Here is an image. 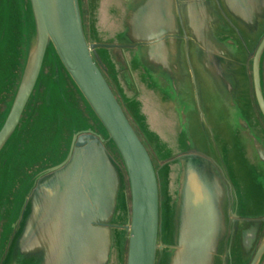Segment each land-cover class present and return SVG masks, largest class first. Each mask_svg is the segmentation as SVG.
I'll return each mask as SVG.
<instances>
[{
    "label": "water",
    "instance_id": "95a60500",
    "mask_svg": "<svg viewBox=\"0 0 264 264\" xmlns=\"http://www.w3.org/2000/svg\"><path fill=\"white\" fill-rule=\"evenodd\" d=\"M0 53L3 177L37 116L71 123L0 264H264V0H0Z\"/></svg>",
    "mask_w": 264,
    "mask_h": 264
},
{
    "label": "rangeland",
    "instance_id": "374dc122",
    "mask_svg": "<svg viewBox=\"0 0 264 264\" xmlns=\"http://www.w3.org/2000/svg\"><path fill=\"white\" fill-rule=\"evenodd\" d=\"M18 9H19V4L16 3L13 7V10H12L14 13L13 16H15L16 14L19 13L17 11ZM17 16H20V15H16V17ZM17 45L18 44H16L14 37L9 39L8 44H7V49H10L9 51H12L14 56H17V54H18L19 49H17ZM0 55H1V53H0ZM10 55H12V54L6 53V55L3 58L2 57L0 58V66H1V68H0V86H2L3 84L5 86V80L9 76V75H4V71L6 74V72H7L6 69H8V68H6V66L7 67L9 66V70H10L11 66H13V69H16L15 64H13V62H14L13 57ZM48 73L51 74V68L48 70ZM82 101L83 100L81 99L80 101L77 102L78 107L85 111V106H84ZM11 103H12V100H9L7 105H3V106L1 105L0 106V121H1L4 113L7 112ZM58 107L60 110L61 104H59ZM135 108H136L135 106L130 105V109H131L132 113H134L136 111ZM63 116H64V118L66 117L65 115H63ZM46 120H47V122H46ZM35 122L36 123L34 125L30 126V129H28L25 132V133H27V137L29 139L28 142L23 144V146L20 149L19 148H13L6 155L10 159L9 165L4 171V177L2 176V174H3L2 172H1L2 174H0V180H1V177L3 178L2 182H0V206H1V210H0V257H1L2 249H3L1 247V240H2V236H3L2 235L3 234L2 233V230H3L2 226H4L5 223L8 221L9 210L14 209V206L12 207V205H11L13 200L12 201L10 200V195L12 193V190L15 189L13 186V182L17 181V179L19 177L18 174L21 171L26 172L27 170L28 171L32 170V169H29L28 167L25 166L23 160L34 159L36 157H38V158L44 157L43 151L49 150V151H52V153H50V155L52 156V157H50V159L52 161H55V160L57 161L60 158V156L62 155V153H59V151L58 152H55V151L60 147L59 146L57 148V146L59 145V142H61V143L63 142V137H62L63 131L65 129H69L70 125H71L70 121L67 119L63 120L62 126H61L60 122L58 124H55V119H54L52 114L51 115H48V114L39 115V116H37V120ZM39 130H41V131H39ZM34 131H39V133L34 132ZM148 136L150 139V143H152V145L154 147L153 149L156 152H158L159 154L164 155L165 154V147L162 143L159 144V141L157 139L158 137L156 136L157 137L156 138L150 134ZM150 149H151L152 154L155 155L156 152L153 151V149L151 147H150ZM162 174H163V180L165 181L167 175L164 172ZM9 218H10V216H9ZM123 251H122V254H123ZM123 256H124V254H123ZM123 262H124V260L122 259V264H123Z\"/></svg>",
    "mask_w": 264,
    "mask_h": 264
}]
</instances>
